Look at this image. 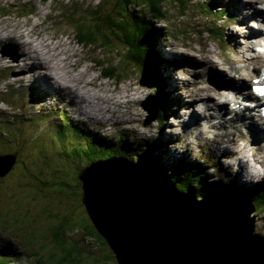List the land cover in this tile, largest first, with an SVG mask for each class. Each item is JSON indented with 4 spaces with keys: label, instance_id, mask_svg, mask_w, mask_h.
<instances>
[{
    "label": "rangeland",
    "instance_id": "rangeland-1",
    "mask_svg": "<svg viewBox=\"0 0 264 264\" xmlns=\"http://www.w3.org/2000/svg\"><path fill=\"white\" fill-rule=\"evenodd\" d=\"M140 1L132 0L136 2L134 8L137 12L143 13L144 5ZM207 1L163 0L158 5L165 14L153 22L158 27L156 33L165 34L162 44L168 48L164 52L158 39L156 49H163L166 63L171 57L186 55L177 62L169 61L164 68L161 65L165 62L158 67L160 76L164 78V74L168 80L166 89L172 88L174 80L178 86L174 92L166 91L167 98H174V101L170 99L167 120L160 129L157 118L147 125L143 124L147 112L142 106L150 101L153 88L143 83L138 67L127 61L123 46L110 33V25L104 22L100 31L111 38L110 43L104 46L95 42L83 45L76 40L79 26L85 31L91 24L94 34L99 36L101 33H97L93 25L101 23L109 14L115 21L128 19L127 8L133 9L132 3L126 5L124 0H0V26L5 28L0 30V155L16 152L13 166L0 177V248L7 251H1L0 258L8 261L6 264L104 263L102 258L109 252L99 238L86 234L84 227L90 221L81 202L82 190L75 186L78 167L83 168L78 157L82 154V159L87 158L84 150L78 149L76 154L74 147L79 144L85 148V143L91 140L104 151L111 148L125 151L127 158L142 155L144 144L155 147L154 154L161 153L166 161L176 162L186 156L187 160L202 164L208 171L205 184L219 181L225 188L233 182L249 184L258 181L264 185V166L251 156V151L243 148L249 142L253 147L263 144L264 151V124L255 128L252 125H237L239 122L233 121L234 113L243 110L238 98L224 101L223 96H217L208 100L202 95L212 105L207 114L217 109L216 115L208 116L194 129V133L199 132V140H194L187 133L189 128L185 120L194 111L201 113L205 110L192 95L191 89L209 83L222 90L224 87L220 82L223 77L231 83L239 81L234 71L221 76L217 74L220 71L218 67L203 68L202 61L192 49L204 47L214 55L231 56V45L239 42L242 46L249 44V56L262 54L264 57V40L250 44L248 35L242 34L253 30L264 32L260 28H264V19L246 16L254 8L264 11L261 3L254 0ZM214 4L218 8L230 9V15L221 16L226 13L223 8L214 14L211 10ZM246 4H251L253 8L246 7ZM118 12L125 17H120ZM12 28L16 32H11ZM27 29L32 31L29 34L35 43L44 39L46 43L62 44L59 49L63 47L64 53L58 56H68L71 74L78 71L85 73H82L81 85L85 84L92 91L94 88L105 99L111 95L106 103H102L100 111L107 118L106 122L95 115L91 119L80 116V109L71 106L73 118L67 109L70 99L55 89H47L43 84L44 78L37 80L41 67L28 72L15 69L12 62L20 57V51L16 45L18 39L12 38V35L21 31L24 33ZM234 36L237 40L232 38ZM19 40H24V37ZM30 49L27 47L25 51L30 54ZM24 54L27 53L22 50L23 57ZM49 62H52L51 59ZM101 62L106 64L101 65ZM107 63L115 64L117 76L102 77L105 76L102 72H108ZM9 64L10 68L7 67ZM29 64L32 67L28 62V68ZM249 67L251 71L253 65ZM17 75H20V82H17ZM251 79L245 80L244 90H248ZM126 105L131 107L128 109ZM107 107L115 109L113 115L118 116L122 123L116 124L115 118L108 119ZM223 113L229 115L224 117ZM253 113V118H257L258 111ZM68 114L81 123L70 122ZM97 136H104L106 140H98ZM219 140L229 144L223 145ZM239 160L246 161L248 170L257 175L245 172L242 177L238 172ZM210 164H218L219 169H212ZM244 176L245 179H241ZM251 217L254 232L264 237V212L256 214L255 209Z\"/></svg>",
    "mask_w": 264,
    "mask_h": 264
},
{
    "label": "water",
    "instance_id": "water-1",
    "mask_svg": "<svg viewBox=\"0 0 264 264\" xmlns=\"http://www.w3.org/2000/svg\"><path fill=\"white\" fill-rule=\"evenodd\" d=\"M82 85V94L93 93ZM158 103L152 94L144 125L156 118ZM15 157L16 152L0 155V177ZM77 176L86 214L116 264H264V237L254 232L251 217L253 200L194 198L123 156L96 159Z\"/></svg>",
    "mask_w": 264,
    "mask_h": 264
},
{
    "label": "trees",
    "instance_id": "trees-1",
    "mask_svg": "<svg viewBox=\"0 0 264 264\" xmlns=\"http://www.w3.org/2000/svg\"><path fill=\"white\" fill-rule=\"evenodd\" d=\"M162 1L163 0L140 1L141 4L144 5L145 10V12L142 13L137 12L138 10L134 8V5L137 1L132 2V0H124L126 5H131V3L133 5V9L129 10L127 8L129 13L128 19L118 12L121 15L120 17H125L127 20L122 19L120 21H115L109 14V16H107L105 20H102L101 23H96L93 25L94 30L97 33H101L99 36L94 34V31L91 29V24L88 25L85 31H82L81 26H79L76 32V40L80 44L90 45L95 42L101 46H104L105 44L110 43L111 38L108 37L109 34L106 35L100 31L102 26H104V22L110 25V33L116 36L118 44L123 46L127 61H130L134 67H138L137 69L138 71L140 70L143 83H146L153 88L152 94L155 95V99L159 102L156 118L160 124V129L163 128L167 120L166 113L169 110L166 92L167 82L160 76L161 73L158 70L159 65L165 61V59L155 46L158 39H160L159 37L163 36V34L158 35V33H156L158 27H156L153 22V20L162 18V16L165 14L164 10L158 6ZM222 8L226 13L221 14V16H229L230 14H228V12L230 9L226 7L219 6L218 8V5L214 4L211 7V10H213L214 14H218ZM143 29L145 31H143ZM209 31L212 32L213 30L210 29ZM213 34L216 33L213 31ZM143 58H145L149 63ZM100 64L103 65L106 63L101 62ZM107 67L108 72H102L103 75H105L103 77L112 78L117 76L115 64L107 63ZM70 122L72 121L70 120ZM96 138L101 141L106 140L104 136H97ZM85 145V148L83 145L80 147L79 144L74 147L76 154L78 149L85 151L84 155L87 159H82V154L79 155V157L77 156L79 158L78 162L83 163L82 167H85L86 164L88 165L90 162L99 158L124 156L126 154L125 151L123 152L122 150H118L116 148H111L109 151H104L100 148V146H98L97 142H93V140L88 141L85 143ZM142 149V155L131 156L129 159L140 164L142 163L145 166V169H147L148 172L155 175L157 178L169 180L170 182L174 183L179 191L193 194L198 199L206 197L218 201L224 200L226 198H238L239 195H241L242 197L240 198H246L254 201L256 214L258 212H264L263 183H257L252 185L253 187L249 186L245 189L237 186L235 182H233V185H227L225 188L219 181L205 184L204 180H206V174L208 171L204 170L202 164L189 161L184 157H181L176 162L166 161L164 160L161 153L154 154L155 147H152L150 144H144ZM210 165L214 170L219 169L217 164ZM78 168L77 175L81 169V166ZM77 184L75 186H78L79 189L82 190L81 181L78 179V176ZM84 228H86V234L99 238L100 242L105 245L107 251L109 252V255L104 254L103 256V264H116L115 256L109 244L102 236L99 235L97 230H95L91 221L89 222V225L85 226ZM1 251L6 250L0 248V253ZM1 262L2 260L0 258V264H6L8 261L3 260V263Z\"/></svg>",
    "mask_w": 264,
    "mask_h": 264
},
{
    "label": "bare ground",
    "instance_id": "bare-ground-1",
    "mask_svg": "<svg viewBox=\"0 0 264 264\" xmlns=\"http://www.w3.org/2000/svg\"><path fill=\"white\" fill-rule=\"evenodd\" d=\"M254 1H256V2L258 1L259 3H261L263 5L262 8H264V0H254ZM246 7H252V6H251V4H246ZM261 12H262L261 10L259 11L257 9H254L250 14H247L246 16L247 17H249V16L257 17L258 19H260L259 17H262L263 16V13H261ZM41 22H43V21H41ZM15 27H17V25ZM21 27L22 26H20V29H21ZM3 28H4L3 25H1L0 26V30H2ZM34 28H36V27H34ZM14 30H15V28H12L11 32L14 31ZM143 31H145V30L143 29ZM14 32H16V31H14ZM30 32H32V31H29L27 29L26 31H24V33L21 31L18 34H15L14 33L12 35V38L18 39V42L16 43V45L18 46V49L20 51V57L16 60V62H12L14 64V66H15V69L16 68H19V70L21 72H25V71L28 72L29 70L36 69L37 67H43V65H46L47 63H49V61L51 59L52 62H51V66H49V67L53 71H55L57 73H60V76L58 77V80H60V82L58 80H54L53 81L54 83H53L52 81H50V79H53V77L52 76H47V75L44 74V76H41L40 77L41 79L44 78V82H43L44 86L46 85L47 86V89H49V88L52 89V90L55 89L57 91V93H59L63 97L64 96L69 97L70 98V103H69V106L67 108L68 110H70V108H71L72 105H74L76 107H80V105H81L83 112L85 113V115L89 119L93 118L94 117L93 115H95L98 118L99 117L100 118H103L104 119L103 122H106L107 118L103 114H101L100 111L102 109L101 108L102 107V103H106V101H108V99L110 98L111 95L108 96V97H106V99H105V96H103L102 94H99L94 88H93V90H94L93 93L92 94H89L90 96H87V95L82 94V92H80L79 89H81L82 87H84V85H81V83H83L82 82L83 76H84L83 74H85V73H83L82 71L76 72L77 74L81 73V75H79V76L76 73H74V74H71L70 73V69L68 68V65H69V62H70V61H68V58H67L68 56H58V55H60V54L62 55V53H64V48L63 47L61 49H59V46L61 47L62 44L61 43L58 44V45L52 44L51 41L49 43H46L45 40H43V39H40L41 41H38L37 43H35L34 40H31V35L30 34H32V33H30ZM242 34H245V36L248 35V37H249L248 38V41L250 39V41H249L250 44L251 43H256L257 44V43H260L261 42L260 40H262V39L264 40V32L263 31L253 30V31H250L248 33L242 32ZM25 35L28 36V39H26V40L25 39L24 40H19L22 37H24ZM232 38L235 39V40H237L236 36H234ZM238 43L234 42V44L231 45V51H232V55L231 56L224 55V56L221 57L220 55H214L210 51V49H206L204 47H201L198 50L192 49L193 51L196 52L197 56L202 61L203 68L211 69V68L218 67L220 69H223L224 70V73H226V74L227 73H230L231 71H234L235 72V75L237 77L236 79H239V81H236V82L234 81L233 83H231L230 81L226 80V78H224L220 82V84L224 87L222 90L217 89L215 86H213L212 84H209V83H206V85L204 87H201V88L196 87L194 90L191 89L192 95L196 98L197 101H199V103H202L200 105H203L204 108H206V109L207 108H211V107H209L211 104H208L207 103V100H205L204 99V96H202V95H205L208 100H209L210 97H217V96H223L225 98L224 101L237 100L236 98L238 96L240 98H242V100H244L246 94H243L244 92L239 91L240 90V87L243 86L246 83L245 80H249L250 79V77L252 76V74H256L255 73V70H251L250 71L249 65L252 64L253 65L252 68L259 67V65H260V68H262V66H264V57H263L262 54H254L252 56H249L247 54V50H249L248 47H247V45H249V44H246V46H242V45H240ZM27 47H30L31 48L30 49L31 50L30 54H29V52L25 51L27 49ZM166 49H167V46L164 47V52L166 51ZM22 50H24V52L27 53L26 55L24 54V57L25 58L22 56ZM33 53L36 55V57L38 56L37 59H35V55ZM50 55L55 56V58L54 57H51ZM183 56H186V55L183 54V55H177V57H174V58L171 57V58H169V60L167 61V63H169V61L177 62L179 60V58L180 57H183ZM27 57H30L29 60L27 59ZM2 59H3V57H2ZM56 59H58V60L56 61ZM64 61L67 62V64H63ZM28 62L32 64V67L29 64V68H28V65H27ZM256 63H259V65L258 66L254 65ZM199 64H201V63H199ZM75 65H76V63L73 64V68L75 67ZM10 66H11V64L7 65V67H9V68H10ZM33 66L35 68H33ZM221 66H225V68H223ZM161 67L164 68L165 67V64L161 65ZM219 73H221V72H219V70H218L217 71V74H219ZM99 75L101 76V74H99ZM201 75H202V73H201ZM21 76H22V74H21ZM17 77H18L17 78V82H20L19 81L20 75H17ZM163 77H164V80L167 82L168 80H166V76L164 74H163ZM46 78H48V79H46ZM97 78H98V76H97ZM63 80L64 81H67V82H64ZM14 81H16V79ZM86 81H87V79L84 82H86ZM229 84H234V86H236V89L238 90V93H237L238 96L232 95L233 89L229 87ZM177 87H178L177 86V83L174 80V84L172 83V88L166 89V91L174 92L177 89ZM186 89H190V88H186ZM134 90H136V88H134ZM128 96H130V95L128 94ZM170 99H171L172 102L174 101V98H170ZM170 99H169V97L167 98L168 103H170ZM93 100L96 101L95 104L90 103ZM86 102H89V104H86ZM125 107H128V109H129L131 107V105H128V106L126 105ZM142 107L145 108L146 106L143 105ZM128 109H126V111H128ZM244 109L248 110L246 107H244ZM216 110L217 109H213V111L211 113H209V114H207L208 109L207 110H204V111L202 110L201 113H198V112H195L194 111L193 113H191L190 117L185 120L188 123V128H189L187 130V133H189L194 140L197 141V140H199V137H200L199 132L198 133H194L193 132L194 129L197 127V125L205 122L207 120V117L208 116L216 115ZM226 110H228V109H226ZM105 111L106 112H109V117H108L109 120L115 118L116 124L120 122L119 117L118 116L117 117H114V115H113V112L115 111V109H113L111 107H107V109H105ZM224 113H225V111H224ZM224 113H223L224 117H227L229 115V114H224ZM216 118H217V116H216ZM236 118L238 119V122H239L240 125H244V124H246V123L249 122V115L242 114L241 111L238 114H235L234 113L233 121H236ZM211 119L213 121V118H211ZM254 122H255V119H254ZM259 122H257V123L259 124ZM120 123H122V122H120ZM6 131H8V129ZM219 139H222V138L220 137ZM219 142H222L223 145L229 144L227 141H224V140L223 141L219 140ZM20 144H21L20 146H22V143H20ZM261 145L263 146V144H260V145H256V147H253L248 142V143H246L244 145L243 148L246 149L247 151H251L252 156L256 157L257 160H260V164L262 166H264V155H263V152L264 151H263V147ZM110 152H112V151H110ZM123 158H127V156L124 155ZM185 159H187L186 156H185ZM238 172H240V174H241L242 177H243V174L245 172H248L249 175H254V176L257 175L256 173L251 172V170H248L247 163L244 160H239ZM241 179L244 180L245 179V176H244V178H241ZM242 183H243L242 189H245V186H247V183L246 182H242ZM194 198H196V197L194 196ZM239 198H240V196L238 197V199ZM245 200H246V198H245ZM213 203L216 205L215 202H213ZM191 206L195 208V210H196V212L198 214H201V211L198 209V206H196V205H191ZM189 207H190V205H189ZM84 211H85V208H84ZM206 242L209 243L207 240H206ZM12 247H13V249L15 248L14 246H12ZM12 247L10 249H12ZM178 247L179 246H175L174 249L176 251L180 250V248H178ZM14 252L15 251L13 250V253ZM163 252H164V250H163ZM14 255L16 257H18V259H19V256H17L16 254H14ZM158 258L159 259H162L163 256L158 257ZM1 260H2L1 263H3V257H1Z\"/></svg>",
    "mask_w": 264,
    "mask_h": 264
},
{
    "label": "snow or ice",
    "instance_id": "snow-or-ice-1",
    "mask_svg": "<svg viewBox=\"0 0 264 264\" xmlns=\"http://www.w3.org/2000/svg\"><path fill=\"white\" fill-rule=\"evenodd\" d=\"M254 90L260 92L261 95H264V89L256 88Z\"/></svg>",
    "mask_w": 264,
    "mask_h": 264
}]
</instances>
